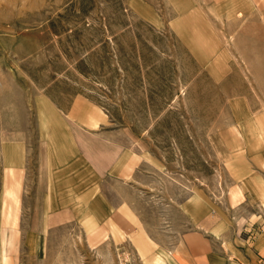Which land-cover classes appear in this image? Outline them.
<instances>
[{"label":"rangeland","instance_id":"rangeland-1","mask_svg":"<svg viewBox=\"0 0 264 264\" xmlns=\"http://www.w3.org/2000/svg\"><path fill=\"white\" fill-rule=\"evenodd\" d=\"M203 3L208 0H0V58L20 84L44 92L97 134L83 145L98 162L110 145L115 162L129 150L131 174H114L113 184L121 191L117 183L129 182L153 250L154 240L205 242L208 234L185 217L191 194L194 214L199 194L212 217L242 213L247 196L236 179L256 165L249 151L260 134L264 139L257 127L264 121V40L252 47L250 30L206 23ZM30 183L36 190V170ZM254 183V195L263 196L264 184ZM37 210L7 206L3 214L31 221L41 218ZM18 216L0 223L7 264L140 263L142 233L128 239L120 231L111 239L76 222L40 230L41 222ZM26 232L28 245L20 237ZM158 253L141 255L143 264Z\"/></svg>","mask_w":264,"mask_h":264},{"label":"crops","instance_id":"crops-1","mask_svg":"<svg viewBox=\"0 0 264 264\" xmlns=\"http://www.w3.org/2000/svg\"><path fill=\"white\" fill-rule=\"evenodd\" d=\"M203 4L208 6L201 14L206 23L215 22L220 29L234 23L239 31L250 30L252 47H259V40H264V0H208ZM85 127L80 118L70 117L44 92L21 85L17 73L0 58V223L16 221L18 215L3 214L7 206H37L36 215L41 218L29 221L25 214L18 216L19 222H41L40 230L47 223L76 222L90 234L105 231L111 239L120 231L128 233L124 237L128 239L142 233L136 243L139 264H143L141 255L150 257L156 250L160 253L151 259L145 257V264L150 260L151 264H264V195L255 196L253 191L254 182L264 184L261 134L249 151L256 165L244 169L236 179L247 196L241 203L242 213L235 219L227 214L212 217L209 201L199 194L201 208L194 214L191 194L184 203L189 210L185 217L208 234L205 242L199 243L191 236L171 245L154 240L153 250L147 240L152 235L141 218L143 211L136 209L130 199L129 182L117 183L121 191L113 184L114 174L124 179L131 174L129 150L121 151L115 162L110 145L98 162L83 145L84 140L97 134ZM257 127L261 133L264 121ZM34 170L36 190L30 183ZM260 189L263 192L264 186ZM138 222L143 225L135 226ZM3 237L0 230V264H7ZM20 237L28 245L32 234L26 232ZM171 251L173 256L166 253Z\"/></svg>","mask_w":264,"mask_h":264}]
</instances>
